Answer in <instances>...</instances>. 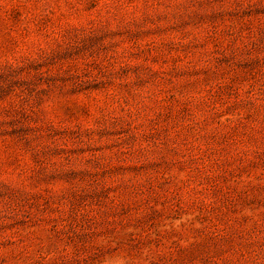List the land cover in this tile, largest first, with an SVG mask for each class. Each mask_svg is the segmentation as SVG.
Instances as JSON below:
<instances>
[{"label":"rangeland","instance_id":"obj_1","mask_svg":"<svg viewBox=\"0 0 264 264\" xmlns=\"http://www.w3.org/2000/svg\"><path fill=\"white\" fill-rule=\"evenodd\" d=\"M0 264H264V0H0Z\"/></svg>","mask_w":264,"mask_h":264}]
</instances>
